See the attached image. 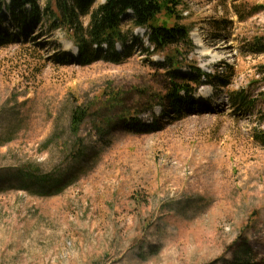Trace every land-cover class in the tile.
<instances>
[{
  "label": "rangeland",
  "instance_id": "1",
  "mask_svg": "<svg viewBox=\"0 0 264 264\" xmlns=\"http://www.w3.org/2000/svg\"><path fill=\"white\" fill-rule=\"evenodd\" d=\"M181 7L187 64L210 79L180 70L192 94L176 109L169 68L139 45L81 63L63 30L1 24L0 264H211L240 235L264 264V0Z\"/></svg>",
  "mask_w": 264,
  "mask_h": 264
},
{
  "label": "trees",
  "instance_id": "2",
  "mask_svg": "<svg viewBox=\"0 0 264 264\" xmlns=\"http://www.w3.org/2000/svg\"><path fill=\"white\" fill-rule=\"evenodd\" d=\"M95 4L96 0H53V9H42L38 0H0V26L7 23L19 36L26 38L29 30L37 28L42 32L45 26L49 33L63 30L77 49V61L81 63L103 60L119 64L138 45L148 56L160 55L163 58L161 66L169 68L170 88L163 99L174 109L183 103L180 94L185 98L192 94L185 83L188 76L194 73L198 80L210 79L208 74L187 64V57L195 48L190 40L189 29L179 24L181 16L178 7L182 5V0H104L93 9ZM127 11L131 12L133 26L145 30L149 47H144L137 37L132 36L129 40L121 31L120 18ZM85 19L87 22H84ZM10 39L6 31L0 29V46L8 43ZM116 44L122 47L121 54L115 52ZM260 44L257 41L253 45ZM101 45H106L107 49L102 50ZM93 46L97 48L93 50ZM184 68L193 69L194 72L180 74V70ZM228 85V81L222 82V87ZM85 117V111L73 112L70 125L74 133H77ZM258 138L264 140V135H259ZM24 181L53 187L55 182L48 175L34 178L27 176ZM228 253V260L221 258L211 264H260L243 235L238 237Z\"/></svg>",
  "mask_w": 264,
  "mask_h": 264
},
{
  "label": "bare ground",
  "instance_id": "3",
  "mask_svg": "<svg viewBox=\"0 0 264 264\" xmlns=\"http://www.w3.org/2000/svg\"><path fill=\"white\" fill-rule=\"evenodd\" d=\"M196 44H197V45L199 44V43H198V40H197Z\"/></svg>",
  "mask_w": 264,
  "mask_h": 264
}]
</instances>
